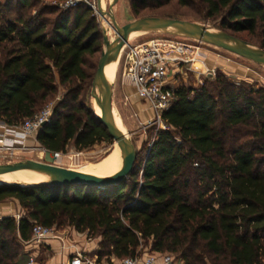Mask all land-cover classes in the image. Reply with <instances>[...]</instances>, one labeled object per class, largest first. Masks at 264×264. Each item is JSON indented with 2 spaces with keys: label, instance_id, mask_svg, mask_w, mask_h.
<instances>
[{
  "label": "trees",
  "instance_id": "trees-1",
  "mask_svg": "<svg viewBox=\"0 0 264 264\" xmlns=\"http://www.w3.org/2000/svg\"><path fill=\"white\" fill-rule=\"evenodd\" d=\"M16 1L21 9L7 19L0 0V121L21 125L62 85L66 97L37 135L42 147L61 153L71 142L79 150L113 142L78 102L103 48L93 10ZM170 1L132 0L131 8L140 16ZM177 2L200 3L220 29L264 48V0ZM39 4L37 14L23 12ZM162 121L169 128L157 132L145 158L140 150L134 173L109 188L0 185V203L16 199L25 210L0 219V264L27 263L23 248L35 224L100 235L99 257H135L151 242L154 253H174L184 264H264V89L222 75L201 88L182 83Z\"/></svg>",
  "mask_w": 264,
  "mask_h": 264
},
{
  "label": "rangeland",
  "instance_id": "rangeland-1",
  "mask_svg": "<svg viewBox=\"0 0 264 264\" xmlns=\"http://www.w3.org/2000/svg\"><path fill=\"white\" fill-rule=\"evenodd\" d=\"M131 1L132 0H105V10L110 11L111 5H113L114 14L120 25H124L130 21L146 16H161L196 21L206 24L210 27L220 29L219 25L221 20L205 18L203 7L198 2L184 7L179 5L177 0H172L159 8L146 9L141 13L140 16H136L132 11ZM1 2V12L4 18L13 19L16 16L18 10L21 9L20 7H18L19 3L16 0H13L11 2L9 8H7V0H1ZM53 2L54 0H50L45 1L44 3L51 5L53 4ZM42 4H39L36 8L25 9L23 12H28L31 15H35L37 14L39 6H41ZM96 16L102 29L103 40L102 51L99 55H97L99 68L100 62L106 51V47L104 44V29H109V37L111 40H114L117 34L115 28L112 26L110 17L104 18L101 14H98ZM159 35L163 34H148L145 36L134 38L130 42H142ZM193 43L199 47V51L203 52L205 56L203 59L198 58L199 60H195L193 66L197 71L194 73L189 72L188 79L186 82H183V84L192 88H201L204 85L215 81L219 75H222L224 78H227L230 82L236 84L237 86H251L255 90L261 88L264 89V66H260L253 61L204 42ZM121 73L122 72L119 65L115 83L114 111L116 117L120 119L122 126L127 130L128 133L131 134L133 141L142 151V157L145 158L148 155L149 148L152 145L157 132L160 129H164V125L159 120L152 119L153 113L145 103L136 100L135 97H128V94L133 95V91L130 87L122 83ZM94 80L95 77L92 81V85L89 86L88 89L84 91V93L82 92L78 99V102L84 104L87 108L95 112L97 106L96 97L99 92V87L94 83ZM66 93L67 89L65 88V86L60 85L58 94L52 100H50L41 110H43L47 106L55 108L57 104L66 97ZM0 123L3 124V122L1 121ZM38 132L30 136L22 137L21 141L17 143L9 141L7 143L0 144V163H13L27 159H34L71 169L86 170L89 164L98 162L106 157L114 148L116 143L114 140L111 143L102 142L90 148L79 150L74 146L73 142H71L67 146L66 152L55 153L42 147L41 143L37 139ZM7 144L11 146L8 147ZM39 150H45L48 157L46 159L39 158L37 153ZM56 154L61 155L62 158L57 159V157H55ZM10 201L15 200L9 199L8 202ZM24 213L25 210L22 209L21 214ZM66 230H69L68 226L61 227V229H59V231L61 232H64ZM101 240L102 237L100 235L90 238L87 232L81 233V235H77L76 237V242L81 245L84 250H86L87 248H95L92 252H88V254H86V256L88 255L89 257L98 255ZM150 245L151 242L147 244L144 243L142 252L154 253L151 250ZM23 249L24 251L26 250L25 248ZM39 250V260H45L52 254V252L48 250L47 246L44 244L40 245ZM158 254H170L172 256L173 264H184L183 260L177 257V255L174 253ZM98 260L104 261L106 260V256H98Z\"/></svg>",
  "mask_w": 264,
  "mask_h": 264
},
{
  "label": "water",
  "instance_id": "water-1",
  "mask_svg": "<svg viewBox=\"0 0 264 264\" xmlns=\"http://www.w3.org/2000/svg\"><path fill=\"white\" fill-rule=\"evenodd\" d=\"M102 1L103 0H98L99 13L104 18H111V23L116 30L117 36L114 40H111L109 37V29H104V44L106 51L94 80L96 84L99 71L101 67H103L99 92L96 97V103L100 109V114H98L97 110L95 114L100 122L108 129L112 139L118 143L121 148L124 156L122 168L113 176L99 177L82 170L71 169L34 159H27L13 163H0V177L8 173L28 170L58 175L65 180L56 183V185H83L97 189H106L123 182L134 173L140 149L133 141L131 134L124 131L119 126L114 111L115 83L121 61V51L124 45L134 38L157 33L185 37L222 48L253 61L260 66H264L263 47L227 31L210 27L196 21L161 16H146L120 25L114 14L113 5H111L110 11L103 10ZM112 65L115 66L114 74L109 76L107 68ZM45 125L46 123L43 126ZM0 185L17 184L0 183Z\"/></svg>",
  "mask_w": 264,
  "mask_h": 264
},
{
  "label": "built area",
  "instance_id": "built-area-1",
  "mask_svg": "<svg viewBox=\"0 0 264 264\" xmlns=\"http://www.w3.org/2000/svg\"><path fill=\"white\" fill-rule=\"evenodd\" d=\"M53 4L64 9L87 5L95 15L100 14L98 0H54ZM193 42L203 43L185 37L163 34L142 42H129L122 48L120 61L122 83L135 89L140 101L152 111V119L163 123L164 129L169 126L162 121V115L176 100L177 88L187 81L189 72L197 71L193 66L195 60L203 59L205 56ZM53 114L54 108L47 106L33 117L26 119L21 125L13 126L11 130L17 132L21 140L22 137L37 133L45 123L51 121ZM3 141L9 142V140ZM7 146L11 145L7 144ZM58 232L59 229L55 226L35 224L32 238L25 244L38 246L46 244L51 239L60 238ZM158 255L142 252L138 256L122 259L121 264H173L170 254L159 257ZM35 263L36 257L30 254L27 264ZM90 263L91 261L87 260L81 252H77L69 264Z\"/></svg>",
  "mask_w": 264,
  "mask_h": 264
},
{
  "label": "crops",
  "instance_id": "crops-1",
  "mask_svg": "<svg viewBox=\"0 0 264 264\" xmlns=\"http://www.w3.org/2000/svg\"><path fill=\"white\" fill-rule=\"evenodd\" d=\"M126 86L130 87L133 91V95L128 94V97L129 98L135 97L136 100L140 101V99L138 98L135 92V89L130 85H126ZM12 128L14 127L6 125L4 123L3 124L0 123V144L4 143L3 140H9L15 143L21 141L20 140L21 136H18L17 132L11 130ZM14 200L15 201H10V202H8L7 200L0 203V219L8 216H15L17 218L18 217L20 218L21 215H23L21 214L23 208L21 207L19 201L16 199ZM58 233L60 238L51 239L46 244H44L47 246L48 250L52 252V254L45 260L38 259V255L40 253L39 250L40 246L35 244H24L26 249L25 252L28 256V259L30 254H33L36 257L35 264H69L71 258L77 252H81L82 255H84L87 260L91 261L90 264H121V259L116 258L114 256L110 258L106 257V260L104 261L103 260L99 261L98 255H95L94 257H89L88 255L86 256L88 252H92L95 248H87L86 250H84L83 247L76 242L77 235H81V233L74 228L69 227V230H66L64 232L59 231ZM159 256L160 255H158V257Z\"/></svg>",
  "mask_w": 264,
  "mask_h": 264
},
{
  "label": "bare ground",
  "instance_id": "bare-ground-1",
  "mask_svg": "<svg viewBox=\"0 0 264 264\" xmlns=\"http://www.w3.org/2000/svg\"><path fill=\"white\" fill-rule=\"evenodd\" d=\"M104 4H105V0L102 1L103 10H105ZM114 70H115L114 65L108 67L107 68L108 75L112 76L114 74ZM102 74H103V67H101L98 77H97L96 85L98 87L101 83ZM96 110L98 114H100V109L98 106H96ZM116 120L119 126L124 131H127L122 126L120 119L118 117H116ZM37 153H38L39 158L41 159H46L48 157L45 150H39ZM55 157H57V159L62 158V156L58 154H56ZM123 162H124V156H123L122 150L119 147L118 143H115L114 148L110 151V153L106 157H104L102 160L98 162L89 164L86 170L85 169H81V170L88 172L92 175L99 176V177H110L116 174L122 168ZM63 181L65 180L58 175L44 173V172L28 171V170L8 173L0 177V183L17 184V185H22V186L45 184V183L56 184V183H60Z\"/></svg>",
  "mask_w": 264,
  "mask_h": 264
}]
</instances>
